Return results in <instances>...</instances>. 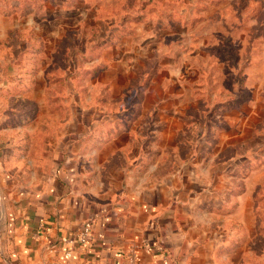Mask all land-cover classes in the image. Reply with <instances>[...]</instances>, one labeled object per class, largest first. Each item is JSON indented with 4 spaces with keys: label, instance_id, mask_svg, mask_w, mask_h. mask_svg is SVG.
<instances>
[{
    "label": "crops",
    "instance_id": "crops-1",
    "mask_svg": "<svg viewBox=\"0 0 264 264\" xmlns=\"http://www.w3.org/2000/svg\"><path fill=\"white\" fill-rule=\"evenodd\" d=\"M160 1L0 0V264H264V178L248 186L225 142L244 100L193 62L208 41L195 26L226 6L150 14ZM87 222L86 244L63 242Z\"/></svg>",
    "mask_w": 264,
    "mask_h": 264
},
{
    "label": "rangeland",
    "instance_id": "rangeland-1",
    "mask_svg": "<svg viewBox=\"0 0 264 264\" xmlns=\"http://www.w3.org/2000/svg\"><path fill=\"white\" fill-rule=\"evenodd\" d=\"M99 1L106 7L112 6L111 8L115 9V4H118V8H122L123 5L131 4L132 0ZM142 1L143 0H138L136 5H141ZM164 1H160V5L157 4L154 5V7H149L151 9L150 14L158 13ZM167 1L168 0H166L164 4L165 6H162L167 11L177 8L173 0ZM210 1H224V6H226V8L220 15L215 13V9L208 11L207 17L205 18L206 22L199 23L195 26V37H206L205 40L208 41L204 48L196 52L197 55L193 62L195 64L204 63V66L208 63V69L211 66L215 67L217 72L211 73L212 71H208L206 80H208L210 87L215 84L220 92L219 95L225 94L234 99L241 97L244 100L241 107L236 108V110L230 112V115L226 117L230 125L227 136L229 134H232V136L225 138V142L226 144L236 143L231 152V154L234 155V158L232 157L233 159L230 161L231 169L233 166L237 165L246 167L245 171L248 176L246 178L247 185L253 186L264 178V0ZM6 4H0V15L3 11L2 6H6ZM9 11L12 12V9ZM25 11L26 9L21 14L23 17L19 18H22L23 24L27 26L30 22H33L28 16L31 14L34 15V13ZM162 12L163 11L160 13ZM6 13L8 14V11ZM117 13L118 17L115 16V18H117L115 21L116 23L123 20L126 16L123 9H119ZM89 15V13L84 14L81 20L78 21L83 22L89 18ZM1 18L6 17L0 16V26H3ZM110 21H112V18L108 16L107 20L102 24V30ZM9 22H11V19ZM86 22L91 24L92 21ZM95 26L97 27H92L85 32H80L79 36L90 38L91 36L98 35V33H100V25L96 24ZM76 27L77 24L75 21H72L71 25L58 23L53 30V35L56 39L60 38L61 40L65 36V31L75 30ZM108 32L111 31L108 30ZM176 32L184 34V31L180 29L175 30L173 33ZM66 36H71V33ZM9 37L11 40H14L16 35H10ZM3 38L4 31L0 30V39ZM67 40H69V38ZM8 41L9 40L6 42L9 43ZM75 45L76 46H71L74 47L73 50H77L78 46L82 48L79 44ZM4 47L5 45H0V53H3ZM65 52V49L62 50V53ZM207 55L209 56L207 57ZM211 55H213L212 58ZM128 74L131 75L130 72H128ZM129 75L122 76L120 80L127 79ZM59 82L60 80L55 81L56 84ZM238 85L240 88H238ZM210 87H208V90H210ZM52 95L55 97V100L62 96L61 93ZM54 111L56 116L61 115L63 112L60 105L59 107H55ZM244 160L245 163H242ZM260 195L264 196V190L260 192ZM260 209H262L264 213V203Z\"/></svg>",
    "mask_w": 264,
    "mask_h": 264
},
{
    "label": "built area",
    "instance_id": "built-area-1",
    "mask_svg": "<svg viewBox=\"0 0 264 264\" xmlns=\"http://www.w3.org/2000/svg\"><path fill=\"white\" fill-rule=\"evenodd\" d=\"M91 226L92 225L90 222L85 223L74 238L64 239L63 242L72 245L76 240L78 243L82 245L86 244L90 239ZM70 254L71 252L69 250L65 252V256L67 257L70 256Z\"/></svg>",
    "mask_w": 264,
    "mask_h": 264
}]
</instances>
